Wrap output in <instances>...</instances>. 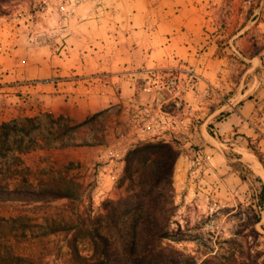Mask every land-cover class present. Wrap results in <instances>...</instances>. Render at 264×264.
<instances>
[{
	"label": "rangeland",
	"instance_id": "obj_1",
	"mask_svg": "<svg viewBox=\"0 0 264 264\" xmlns=\"http://www.w3.org/2000/svg\"><path fill=\"white\" fill-rule=\"evenodd\" d=\"M189 1L199 5L207 2L212 17L216 16V3L225 6L224 14H229L234 5L257 2L12 0L4 4L5 14L0 15V188L52 191L69 198L46 202L0 195L1 218L26 216L32 226L68 230L89 217L106 215L103 204L124 200L131 189V176L138 180L142 173L154 170L152 162L144 164L145 156L134 153L147 143L135 142L130 136L126 141L118 135L127 105H123L127 96L118 79L129 74L120 68L134 59L129 51L139 48L142 40L129 44L123 38L128 36L134 18L145 35ZM260 36L263 45L264 32ZM102 91L110 96V103L88 120L91 135L78 133L75 142L72 134L76 127L51 109H61V102L68 100L74 109L80 108L86 94L87 99L92 96L97 102ZM211 102L200 100L194 103L195 110L199 113L204 108L210 113ZM202 124L203 119L198 118L192 137L170 144L178 153L172 176L175 213L164 245L194 264H264V207L259 206L264 177L254 169L256 163L264 174V132L257 141L240 139L238 144L243 147H228L223 142L224 164L230 170L226 169L220 179H188L186 157L193 159L190 147L196 150L200 146L208 157L206 147L216 149L220 144L214 125L209 122L200 128ZM103 142V158L88 164L78 162V166H68L62 160L52 166L47 152L51 146L92 147ZM245 154H251L255 162L248 161ZM208 192L213 196L210 201L205 198ZM29 231L38 235L42 229ZM70 238L61 232L5 242L31 264H73ZM79 246L83 257L92 254L89 241Z\"/></svg>",
	"mask_w": 264,
	"mask_h": 264
},
{
	"label": "crops",
	"instance_id": "obj_2",
	"mask_svg": "<svg viewBox=\"0 0 264 264\" xmlns=\"http://www.w3.org/2000/svg\"><path fill=\"white\" fill-rule=\"evenodd\" d=\"M216 5V16L212 17L207 2L201 5L184 2L180 10H175L178 13H169L171 16L166 15L154 30L149 29L145 35L138 29L141 23L137 25L134 18L132 26L129 23L128 36H124L123 40L130 44L133 40L142 39L141 44L139 48L129 51L132 52L129 57L134 56V59L120 68L129 74L118 79L127 96L123 99V105H126L131 100L152 99L141 93L143 80L149 71L177 66L195 69L199 75V97L195 103L205 100L204 93L208 90L211 95L205 103L211 102V98L213 104L212 112L206 113L201 108L202 111L197 114L199 119H203L200 128L209 122L213 124L216 140L220 143L216 149L206 147L207 173L202 179H220L219 176L226 173V169L230 170L224 164L223 142L228 147H243L238 144L240 139L257 141L264 132V44L260 45L259 42L262 38L260 34L264 32V0H257L252 5H234L230 7L229 14H224L225 6L220 3ZM109 103L110 96L102 91L97 102L92 96L87 99L86 94L80 108L74 109L71 100H68L61 102L63 106L58 111L54 107L51 110L57 117L68 121L70 126L76 127L72 134L76 142L78 133L84 131L87 137L91 135L88 120L105 110ZM204 114L206 117H203ZM83 128L85 130H81ZM104 148L103 142L100 146L92 147L51 146L47 152L51 154L52 166L61 160L68 166L69 163L78 166V162L88 164L93 160L98 161L99 157L103 158ZM106 150L109 151V148Z\"/></svg>",
	"mask_w": 264,
	"mask_h": 264
},
{
	"label": "trees",
	"instance_id": "obj_3",
	"mask_svg": "<svg viewBox=\"0 0 264 264\" xmlns=\"http://www.w3.org/2000/svg\"><path fill=\"white\" fill-rule=\"evenodd\" d=\"M10 1L0 0V15L5 14L2 8ZM134 153L145 156L144 164L152 162L154 170L142 173V178L138 180L131 176L128 196L121 201L103 204L107 213L100 218L89 217L68 230H44L42 225L32 226L31 219L26 216L12 219L0 217V264H31L16 255L6 239H37L61 232L71 235L68 248L73 264H194L192 259L164 245L169 239L170 220L175 213L172 176L178 153L171 145L162 142L144 144ZM256 156L259 157L258 153ZM42 194L45 193L0 188V195L32 197L36 201L69 198L52 191ZM259 206L264 207V186L261 187ZM30 228H39L42 232L36 235L30 233ZM84 240L91 243L92 254L89 257H83L79 249Z\"/></svg>",
	"mask_w": 264,
	"mask_h": 264
},
{
	"label": "built area",
	"instance_id": "obj_4",
	"mask_svg": "<svg viewBox=\"0 0 264 264\" xmlns=\"http://www.w3.org/2000/svg\"><path fill=\"white\" fill-rule=\"evenodd\" d=\"M199 75L190 66H177L167 70L149 71L141 86V93L152 97L144 101L131 100L124 107V122L120 138L130 136L138 143L177 144L188 140L196 131L198 113L194 103L198 101ZM210 96L208 90L204 97ZM197 146V145H195ZM192 149V160L188 162V179H202L207 173L208 159L200 146ZM113 157V151L109 152ZM180 159H183L181 155ZM115 179V177H112ZM208 192L207 201L213 196Z\"/></svg>",
	"mask_w": 264,
	"mask_h": 264
},
{
	"label": "bare ground",
	"instance_id": "obj_5",
	"mask_svg": "<svg viewBox=\"0 0 264 264\" xmlns=\"http://www.w3.org/2000/svg\"><path fill=\"white\" fill-rule=\"evenodd\" d=\"M251 155V154H250ZM248 154H245L244 157L248 160V161H253L255 162V158L253 159L252 156H250ZM252 162V163H253ZM260 166H258L256 163L254 164V169H256V171H258L263 177H264V174H263V171L261 170V168H259Z\"/></svg>",
	"mask_w": 264,
	"mask_h": 264
}]
</instances>
